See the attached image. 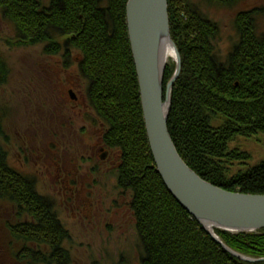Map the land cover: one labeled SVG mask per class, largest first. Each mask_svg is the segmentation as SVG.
I'll return each mask as SVG.
<instances>
[{
	"label": "trees",
	"instance_id": "16d2710c",
	"mask_svg": "<svg viewBox=\"0 0 264 264\" xmlns=\"http://www.w3.org/2000/svg\"><path fill=\"white\" fill-rule=\"evenodd\" d=\"M206 1L232 6L241 0ZM127 4L128 0H0V14L16 29L9 41L12 47L40 44L45 54L62 55L67 62L78 56L79 69L89 80L90 101L109 124L105 141L122 154L117 186L132 195L130 208L143 251L139 264H251L221 247L175 200L157 171L143 121ZM168 11L183 65L168 124L177 151L206 182L228 192L264 194V159L234 172L235 164L245 166L252 156L231 147L238 138L261 136L264 143V33L257 29L264 9L237 15L238 42L224 56L219 25L191 0H169ZM175 70L172 63L166 71L164 96ZM28 193L24 189L23 195ZM48 228L40 241L54 243ZM215 232L241 255L264 259V231ZM59 247L49 251L53 256L47 262L65 263V249Z\"/></svg>",
	"mask_w": 264,
	"mask_h": 264
},
{
	"label": "flooded vegetation",
	"instance_id": "af4514ba",
	"mask_svg": "<svg viewBox=\"0 0 264 264\" xmlns=\"http://www.w3.org/2000/svg\"><path fill=\"white\" fill-rule=\"evenodd\" d=\"M45 56L62 59L63 63L40 69L38 83L32 82L30 76L20 81L17 94L25 104L27 118L21 116L17 120L14 137L5 127L15 116L14 110L0 106V241L8 239L9 248L18 252V260H28V264H46L50 250L60 246L65 249L64 264H69L71 233L55 201L39 190L38 167L43 153L50 159L48 179L60 184L66 209H72L76 219L83 220L84 216L89 224L93 221L99 225L98 212L104 210L102 203L108 192L96 189L93 183L102 178L115 180L119 196L131 193L117 186L122 154L105 141L109 124L90 101L89 80L83 77L78 58L74 56L67 62L62 55ZM75 65L88 82L85 95L81 80L70 74ZM0 67V86H8L13 72L1 55ZM37 144L42 147L40 158ZM85 181H91L86 188L81 186ZM24 189L29 192L27 196L23 195ZM95 194L100 200L95 201ZM112 205L117 209L119 200L115 199ZM103 220L110 226L106 217ZM48 227L55 235L54 243L40 241L42 231Z\"/></svg>",
	"mask_w": 264,
	"mask_h": 264
},
{
	"label": "water",
	"instance_id": "95a60500",
	"mask_svg": "<svg viewBox=\"0 0 264 264\" xmlns=\"http://www.w3.org/2000/svg\"><path fill=\"white\" fill-rule=\"evenodd\" d=\"M169 0H128L127 25L140 88L143 121L157 171L171 195L231 256L251 264L264 259L241 255L217 236L264 231V194L228 192L204 181L182 159L168 129L172 92L182 71V58L171 33ZM175 50L176 70L164 96L167 50Z\"/></svg>",
	"mask_w": 264,
	"mask_h": 264
},
{
	"label": "rangeland",
	"instance_id": "374dc122",
	"mask_svg": "<svg viewBox=\"0 0 264 264\" xmlns=\"http://www.w3.org/2000/svg\"><path fill=\"white\" fill-rule=\"evenodd\" d=\"M191 2L199 10H202L209 20H213L219 25V29L221 30L219 49L223 56L228 54L234 44L238 42L239 34L236 29L237 15L244 13V11H253L256 8L264 9V0H241L232 4V6H219L214 2H207L206 0H191ZM257 29L259 33H264L263 16L258 17ZM15 36L16 29L14 25L4 20L0 14V55L4 59V62H6L8 69L13 72L9 85L0 86V106L8 109V111L11 109V112L14 110L15 116L5 124L8 132L13 137L17 132V120L21 116L27 118L25 104H23V101L17 94L20 81H22L23 77L30 76L32 82L38 83L40 69L63 63L62 59L45 56L42 45L28 48L12 47L9 41L15 38ZM75 57L78 56L75 54ZM70 74L81 80V90L85 95L88 82L86 83L82 79L80 70L76 65ZM260 138L261 136L249 139L238 138L236 142L232 143V148H240L252 156L249 164L245 166L235 164L232 171L238 172L239 168H247L264 159V143L261 142ZM37 147L38 157L40 158L42 147L40 144H37ZM40 161L43 162L38 167L39 179H41L39 190H41L42 195H46L52 201H55L62 221L72 236L69 244L72 246L70 247L69 264H139L138 258L143 251L137 229L135 228L136 219H134V215L128 205L132 200L131 194H128L127 197L123 194L119 196V192L114 187L115 180L111 175L112 179H109V177L102 178L99 182L93 183L96 189L98 187V190L99 188H104L108 192V197L102 203L104 210L100 209L98 212L99 225L93 221H90L89 224L84 216L83 220L82 218L76 219V216L73 214L74 211L72 209L69 210V208L66 209L67 205L65 204V199L62 197L60 184H54L48 179L47 171L50 159L46 157V154L43 153V160L40 158ZM90 182L85 181L81 186L86 188L91 184ZM95 199V201L100 200L97 196ZM115 199L119 200V207L117 209L114 208L115 206L112 207ZM104 217L107 218V223L110 226L106 225L105 220H103ZM9 247L8 239L0 241V264H28V260H18L15 256L18 253L17 250L13 251ZM46 264L52 263L48 260Z\"/></svg>",
	"mask_w": 264,
	"mask_h": 264
},
{
	"label": "bare ground",
	"instance_id": "6f19581e",
	"mask_svg": "<svg viewBox=\"0 0 264 264\" xmlns=\"http://www.w3.org/2000/svg\"><path fill=\"white\" fill-rule=\"evenodd\" d=\"M167 63L170 64L174 62V59L176 58L175 50L170 46L167 50Z\"/></svg>",
	"mask_w": 264,
	"mask_h": 264
}]
</instances>
